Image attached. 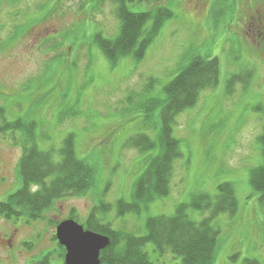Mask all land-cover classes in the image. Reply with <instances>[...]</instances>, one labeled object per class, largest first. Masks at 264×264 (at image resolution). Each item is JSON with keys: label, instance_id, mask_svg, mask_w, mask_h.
I'll return each mask as SVG.
<instances>
[{"label": "rangeland", "instance_id": "obj_1", "mask_svg": "<svg viewBox=\"0 0 264 264\" xmlns=\"http://www.w3.org/2000/svg\"><path fill=\"white\" fill-rule=\"evenodd\" d=\"M8 1L0 0V107L5 118L35 123L42 149H58L74 133L77 155L95 167V181L86 195L57 201L43 220L27 224L0 218V264H35L46 253L56 259L57 225L72 212L84 224L101 201L113 206L104 220L115 229L145 235L149 217L172 215L176 205L189 204L202 193L216 195L223 182L233 183L239 209L234 217L221 214L214 221L221 230L214 264H244L248 258L264 264V205L250 180L263 159L264 0H127L136 12L167 8L173 15L143 57L120 56L116 63L97 35L117 36V3ZM195 55L218 58L219 83L177 116L174 136L182 157L174 164L171 192L139 215L117 217V202L134 200L147 159L161 152V107L152 109L153 99H166V85ZM245 67L254 70L248 88L237 84L227 94L229 77ZM139 133L148 134L156 147L143 153L126 147ZM23 137V129L0 135V201L23 185L18 174ZM188 213L196 221L209 215L193 208ZM145 249L153 264H181L172 253L160 255L153 243Z\"/></svg>", "mask_w": 264, "mask_h": 264}, {"label": "trees", "instance_id": "obj_2", "mask_svg": "<svg viewBox=\"0 0 264 264\" xmlns=\"http://www.w3.org/2000/svg\"><path fill=\"white\" fill-rule=\"evenodd\" d=\"M19 0H9L16 3ZM117 3L116 15L120 21L119 32L113 39L97 35L99 44L112 63L120 56L134 55L140 59L146 47L159 33L162 23L173 14L170 9L160 8L156 12H136L128 6L127 0H111ZM131 2V0H129ZM152 24L148 27V23ZM254 70L245 67L232 74L226 85V93L232 95L237 84L246 90L253 79ZM220 64L217 57L195 55L190 62L166 85V99H153L152 109L161 107L160 146L161 152L147 160V167L134 187V200L120 199L116 204V216L123 218L129 213L139 215L143 208L157 198L171 192L175 161L182 157L180 140L174 136L177 116L195 107L204 90L214 89L219 83ZM247 87V88H246ZM0 135L9 130L23 129L20 140L22 150L18 162V174L22 187L0 201V218L23 221L31 224L43 220L46 213L60 199L81 197L87 194L95 181V167L87 160L78 157L75 134H68L58 149H42L37 143L35 123H25L19 119L9 122L0 107ZM262 144V163L251 170L250 180L259 193V201L264 205V126L259 136ZM156 142L145 133H139L127 140L125 146L143 153L156 147ZM113 206L101 201L94 205L85 222V229L106 235L110 244L101 251V264H153L145 249L153 243L160 255L172 253L181 258V264H214L221 230L214 221L221 214L234 217L239 209L235 188L231 182H223L217 187V194L202 193L191 202L176 205L172 215L152 216L146 222V234L136 235L125 230L115 229L104 216ZM205 212L209 215L200 221L191 218L188 210ZM79 215L72 212L67 219L77 222ZM80 223V222H79ZM58 259H65L66 249L56 235ZM27 248L32 244L25 242ZM53 253L40 256L35 264H50ZM54 260V259H53ZM52 264V263H51ZM244 264H261L256 259H245Z\"/></svg>", "mask_w": 264, "mask_h": 264}, {"label": "water", "instance_id": "obj_3", "mask_svg": "<svg viewBox=\"0 0 264 264\" xmlns=\"http://www.w3.org/2000/svg\"><path fill=\"white\" fill-rule=\"evenodd\" d=\"M55 233L66 249L65 264H101V251L110 244L108 236L85 229L74 219L62 220Z\"/></svg>", "mask_w": 264, "mask_h": 264}, {"label": "flooded vegetation", "instance_id": "obj_4", "mask_svg": "<svg viewBox=\"0 0 264 264\" xmlns=\"http://www.w3.org/2000/svg\"><path fill=\"white\" fill-rule=\"evenodd\" d=\"M260 16V15H259ZM56 250V249H55ZM59 257L57 256L56 257V259H54L55 261H54V263H53V256L51 257V259H49V262H50V264L52 263V264H63L62 263V260L61 259H58ZM65 258V257H64ZM63 262H64V259H63ZM30 263H33V261L32 262H30Z\"/></svg>", "mask_w": 264, "mask_h": 264}]
</instances>
